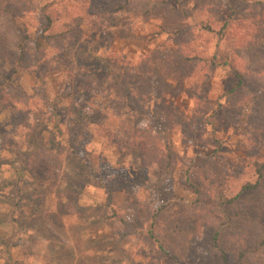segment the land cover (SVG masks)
I'll list each match as a JSON object with an SVG mask.
<instances>
[{
	"label": "rangeland",
	"instance_id": "1",
	"mask_svg": "<svg viewBox=\"0 0 264 264\" xmlns=\"http://www.w3.org/2000/svg\"><path fill=\"white\" fill-rule=\"evenodd\" d=\"M263 163L264 0H0V264H264Z\"/></svg>",
	"mask_w": 264,
	"mask_h": 264
},
{
	"label": "trees",
	"instance_id": "2",
	"mask_svg": "<svg viewBox=\"0 0 264 264\" xmlns=\"http://www.w3.org/2000/svg\"><path fill=\"white\" fill-rule=\"evenodd\" d=\"M173 1H175V0H173ZM17 7H20V5H16V8ZM21 9L19 10L20 12L19 13H14L13 14V12H12V10L10 11V17H11V20L13 21L14 20V16L15 17H21L25 12H27V11H29V10H27L26 8H23V6H21L20 7ZM18 10V9H17ZM13 15V16H12ZM45 19L47 20V25L49 26H51V18H50V16H46L45 15ZM17 47L19 48L20 47V49H22V46H21V44H18L17 45ZM111 67H109V69H110ZM141 70L142 71H144L143 70V68L141 67ZM112 70H110V72H111ZM114 72V71H113ZM235 75L239 78V80H238V82L236 83L237 85H240V84H242V82H243V77L242 76H240V74H239V72H237V71H235ZM144 76H145V78H146V80L147 81H152L153 80V77L155 76V75H153V76H150V72H145L144 73ZM264 163L263 164H261V166L259 167V169H258V180L255 182V183H253V184H250V183H247V184H245V185H243L242 186V188H241V190H240V192L238 193V195H237V198L241 195V194H243V193H245V192H247V191H250V190H255L259 185H260V183H261V181H262V177H263V173H264ZM232 202V201H231ZM214 244H215V242H213ZM216 245V244H215ZM260 245H264V238H262L261 240H260ZM159 248L161 249V250H163V248H162V246H160L159 245ZM164 251V250H163ZM165 252V251H164ZM165 253H167V252H165ZM223 257H224V254H223ZM225 258V257H224Z\"/></svg>",
	"mask_w": 264,
	"mask_h": 264
}]
</instances>
